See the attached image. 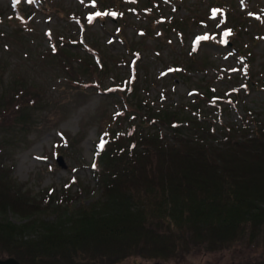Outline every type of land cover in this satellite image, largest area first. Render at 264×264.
<instances>
[{
    "label": "rangeland",
    "instance_id": "obj_1",
    "mask_svg": "<svg viewBox=\"0 0 264 264\" xmlns=\"http://www.w3.org/2000/svg\"><path fill=\"white\" fill-rule=\"evenodd\" d=\"M27 1L23 11L15 9L16 0H0V66L5 69L0 82L22 79L40 95L36 104L44 106L32 111L29 128L0 131V155L33 194L43 195L49 187L75 189L79 180L90 189L76 203L96 197L91 174L95 141L106 127L136 121L127 118L134 111L122 95L111 91L118 79L126 88L134 80L151 105L184 107L193 127L199 120L239 124L245 108L264 113V0ZM227 36L231 44L223 43ZM65 45L76 68L100 56L107 66L98 87L69 80L58 59V48ZM206 89L213 98L198 113L194 105L208 99ZM135 98L128 95V100ZM7 216L17 223L26 220L13 211ZM40 216L54 218L50 212ZM199 262L264 264V248H195L178 261L130 255L115 264Z\"/></svg>",
    "mask_w": 264,
    "mask_h": 264
},
{
    "label": "trees",
    "instance_id": "obj_2",
    "mask_svg": "<svg viewBox=\"0 0 264 264\" xmlns=\"http://www.w3.org/2000/svg\"><path fill=\"white\" fill-rule=\"evenodd\" d=\"M26 4L15 6L25 11ZM58 49L69 80L98 87L107 66L99 55L79 70L70 63V47ZM4 70L0 66V80ZM118 81L112 91L122 95L134 111L127 118L136 121L106 127L95 141L97 195L88 203H76L90 189L79 180L75 189L33 194L0 155V256L23 264H115L130 255L178 261L195 248H264V113L245 108L239 124L199 120L194 128L184 107L151 105L134 82L126 88ZM204 93L208 99L195 98L198 113L213 95ZM38 96L22 79L0 82V131L29 128L32 111L44 106L36 104ZM8 211L26 220L11 221ZM48 212L53 219L40 216Z\"/></svg>",
    "mask_w": 264,
    "mask_h": 264
},
{
    "label": "water",
    "instance_id": "obj_3",
    "mask_svg": "<svg viewBox=\"0 0 264 264\" xmlns=\"http://www.w3.org/2000/svg\"><path fill=\"white\" fill-rule=\"evenodd\" d=\"M57 161L62 163V156H57ZM0 264H23L14 256L0 257ZM187 264H212L210 262L187 263Z\"/></svg>",
    "mask_w": 264,
    "mask_h": 264
},
{
    "label": "snow or ice",
    "instance_id": "obj_4",
    "mask_svg": "<svg viewBox=\"0 0 264 264\" xmlns=\"http://www.w3.org/2000/svg\"><path fill=\"white\" fill-rule=\"evenodd\" d=\"M17 3H19V0H16ZM96 15H101V13H97ZM104 15H112V16H115L117 15L116 13H104ZM227 35V33H226ZM103 143L100 145L101 148H103ZM95 167V165H93Z\"/></svg>",
    "mask_w": 264,
    "mask_h": 264
}]
</instances>
